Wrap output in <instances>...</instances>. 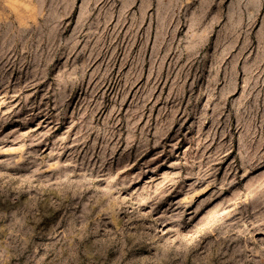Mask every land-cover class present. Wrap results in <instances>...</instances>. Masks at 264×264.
Here are the masks:
<instances>
[{
  "label": "rangeland",
  "instance_id": "374dc122",
  "mask_svg": "<svg viewBox=\"0 0 264 264\" xmlns=\"http://www.w3.org/2000/svg\"><path fill=\"white\" fill-rule=\"evenodd\" d=\"M0 264H264V0H0Z\"/></svg>",
  "mask_w": 264,
  "mask_h": 264
}]
</instances>
